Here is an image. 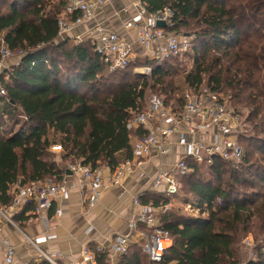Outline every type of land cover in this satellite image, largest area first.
<instances>
[{"label": "trees", "instance_id": "1", "mask_svg": "<svg viewBox=\"0 0 264 264\" xmlns=\"http://www.w3.org/2000/svg\"><path fill=\"white\" fill-rule=\"evenodd\" d=\"M67 2L0 0V34L19 59L0 78L7 91L0 97V208L12 203L17 184L60 181L68 175L69 167L58 162L53 146L62 147L61 162L93 170L114 171L131 159V142L145 130L131 131L127 124L144 110L150 86L136 68L151 66V90L168 106L183 104L184 94L177 95L180 85L209 87L249 113L240 166L218 162L208 167L218 185L204 182L201 167L188 161L193 171L182 180L199 214L172 210L161 215L174 239L166 264H240L241 241L249 234L264 237V0L148 1L150 12L170 6L176 30L198 36L189 52L194 66L178 87L172 64L179 59L156 64L140 56L127 69L109 73L92 39L77 44L61 38L59 22L66 18ZM225 176L230 180L223 182ZM182 189L183 184L176 197ZM162 200L156 193L143 197L145 204L157 207ZM98 262L108 264L107 254ZM144 262L133 246L119 264ZM257 264H264V255Z\"/></svg>", "mask_w": 264, "mask_h": 264}, {"label": "built area", "instance_id": "2", "mask_svg": "<svg viewBox=\"0 0 264 264\" xmlns=\"http://www.w3.org/2000/svg\"><path fill=\"white\" fill-rule=\"evenodd\" d=\"M114 0H68L65 19L59 22L61 38H65L75 29L91 22L95 12ZM149 0H136V14L126 23L127 29L137 32L136 45L144 51L143 57L150 62L162 64L173 59H182L192 51L198 39L195 33H183L176 30L175 11L165 6L156 12L149 11ZM123 12L128 13L125 9ZM76 16L74 20L67 17ZM159 23L165 27H159ZM98 26V25H97ZM100 38L95 51L101 56L103 65L109 72L125 70L137 60L138 54L132 44L126 42L115 32L104 31L96 27ZM73 39V38H72ZM77 44L83 42L80 36L75 37ZM15 58L3 39H0V78L11 70L8 62ZM139 73L150 81L143 100L144 110L134 114L127 124L129 130L144 128L145 134L135 137L131 142L132 158L118 165L114 171L103 167L93 170L80 163L71 165L69 173L78 175L79 195L82 205L90 210L100 203L109 185L121 186L124 179L136 169L153 160L161 161L170 157L175 145L186 152L174 163L160 164L153 180L152 190L162 196L160 206L145 204L142 195L133 200V210L128 218L129 232L117 234L112 243L114 255L122 258L133 246H137L146 262L144 264H166L165 253L174 246L171 233L161 222V215L172 211L169 200L179 194L181 180L190 175L193 168L191 160L202 167H212L218 162L238 168L245 158V148L241 143L244 135H249L247 110L236 109L223 93L209 87L190 88L184 92L183 104L179 107L168 106L164 99L150 94L153 83V68L144 66ZM5 80H8L6 75ZM7 91L0 80V97H6ZM61 146H53L51 152L61 153ZM108 174L110 183L105 182ZM13 200L10 205L0 208V219L22 234L29 244L36 249V255L49 264H73L64 256H50L30 238L17 224L15 217L22 211L23 202L33 206L32 215L38 218L43 212L52 209L56 200L70 198L72 186L68 176L60 181L49 178L21 186L17 184L11 191ZM208 203L205 204V208ZM196 209V214H199ZM57 210V213H60ZM246 254V260L240 264H257L259 255H264V237L246 236L240 245ZM107 254L101 246L85 245L81 251L84 264H99L98 256ZM17 252L15 247L4 243V260L2 264H15ZM59 261H61L59 263Z\"/></svg>", "mask_w": 264, "mask_h": 264}, {"label": "crops", "instance_id": "3", "mask_svg": "<svg viewBox=\"0 0 264 264\" xmlns=\"http://www.w3.org/2000/svg\"><path fill=\"white\" fill-rule=\"evenodd\" d=\"M135 2L136 0H114L99 8L91 22L75 29L66 37L73 38L82 34L97 42L100 33L95 28L100 26L104 31L119 34L126 42L133 45L138 56H143L144 51L136 45V30L126 28V23L136 14ZM125 9L128 13L123 12ZM13 61L16 60L9 61L8 66L18 64ZM185 152L184 148L175 145L170 157L142 165L128 175L121 186L109 185L100 203L90 210H86L82 205L78 175L68 173V181L72 186L69 199L62 202L56 200L52 209L43 212L38 218L32 215L33 206L29 202L26 204L23 202L22 211L16 216L18 221L16 217L15 221L35 241L46 239L38 244L50 256L60 254L73 264H84L81 256L83 247L101 246L107 252L108 264H119L121 258L112 252V243L115 235L129 232L128 218L133 210L134 198L138 195L154 193L151 189L152 183L160 164L174 163ZM109 179V175L106 174L107 184L110 183ZM57 210L61 212L57 213ZM4 243L15 247L17 252L15 264H49L46 260L37 257L36 249L26 242L22 234L0 219V264L4 260Z\"/></svg>", "mask_w": 264, "mask_h": 264}, {"label": "rangeland", "instance_id": "4", "mask_svg": "<svg viewBox=\"0 0 264 264\" xmlns=\"http://www.w3.org/2000/svg\"><path fill=\"white\" fill-rule=\"evenodd\" d=\"M80 35H81L80 37H81V39H83V41L88 40V37H86L82 34H80ZM2 37H3L2 34H0V39ZM75 37H73V39H72V37H70L73 42H75ZM14 59L16 60V61H13L14 63L19 62L18 57L14 58ZM172 66H173V76H175V83H176V86L178 87L182 83L183 77L192 70V68L194 66V57L192 56V54L189 53L184 58L179 59L176 62H174L172 64ZM140 68H142V67L136 68L138 73H139L138 70ZM105 75H109V74H105ZM180 86H181L180 87L181 92L178 93L177 95L184 94V92L188 89L186 87H183L182 85H180ZM150 94H156L157 95L158 93H155L154 90H151ZM55 156L57 157V160L60 164L64 165L65 167L71 166L69 162L63 163L60 161L61 153H55ZM201 174H202V178L204 179V182H213V183H215V185H218L217 177H215L214 174L207 167H205V166L201 167ZM229 180L230 179L227 176H225V179L223 182H226ZM186 182H187L186 179L181 181V186L183 184V189H182L180 195L173 200H169V202L173 206L172 210H176V211L179 210L181 215L190 216V217L191 216H197L198 215V214H196L197 208H194L192 206L191 200L193 199V196L189 194V188H188ZM244 190L247 191L246 188ZM241 243H242V241H241ZM241 243H240V245H241ZM240 245H239V254H240L241 262H244L246 260V254H245L244 250L242 249V247H240Z\"/></svg>", "mask_w": 264, "mask_h": 264}, {"label": "water", "instance_id": "5", "mask_svg": "<svg viewBox=\"0 0 264 264\" xmlns=\"http://www.w3.org/2000/svg\"><path fill=\"white\" fill-rule=\"evenodd\" d=\"M159 27L164 28V27H165V24H163V23H159Z\"/></svg>", "mask_w": 264, "mask_h": 264}]
</instances>
